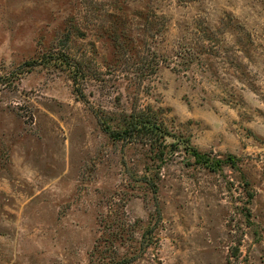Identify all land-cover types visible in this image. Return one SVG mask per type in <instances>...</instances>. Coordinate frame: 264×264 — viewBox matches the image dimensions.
I'll return each instance as SVG.
<instances>
[{
  "label": "rangeland",
  "instance_id": "obj_1",
  "mask_svg": "<svg viewBox=\"0 0 264 264\" xmlns=\"http://www.w3.org/2000/svg\"><path fill=\"white\" fill-rule=\"evenodd\" d=\"M120 261L264 264V0H0V264Z\"/></svg>",
  "mask_w": 264,
  "mask_h": 264
},
{
  "label": "trees",
  "instance_id": "obj_2",
  "mask_svg": "<svg viewBox=\"0 0 264 264\" xmlns=\"http://www.w3.org/2000/svg\"><path fill=\"white\" fill-rule=\"evenodd\" d=\"M122 36H125V34H122ZM54 56V57H53ZM53 58V59H52ZM60 62L63 65L68 66L71 72L72 79L74 80V86L76 93L80 99H83V90L80 85V79L84 76V69L81 67L80 64L74 63L71 60H69V57L66 53L57 54V55H44L41 59H33L29 61L26 64H43V63H49L54 61ZM151 70L153 72L156 71V65L152 66L151 64ZM155 112V111H153ZM144 112H139V114L131 115L129 121L126 123V125L122 128H115L111 129L108 125H106L107 132L116 138V140H126L130 141L129 138L134 136L136 133H143V134H150L151 135V143L155 146L157 145V148H159V153L157 154V157L164 161L165 159V146H169L170 149L174 150L177 147H180L182 144L183 147L188 151V154L195 157V162L201 163L205 166H208L214 170L221 169L223 166L231 165V166H238L239 157H237L233 153L227 154L225 157L221 156H211L210 154L201 151L193 145L189 139V137L185 138H179L176 139L174 142L167 143L166 136H170L173 133L166 127L163 126V123H160L155 117L150 116V114H147ZM158 115V114H156ZM162 145V146H161ZM161 146V147H159ZM142 179L146 182H150L152 185L154 184V177L153 175H144L142 176ZM156 188V187H155ZM126 262V261H124ZM124 262L120 261L117 264H124Z\"/></svg>",
  "mask_w": 264,
  "mask_h": 264
}]
</instances>
